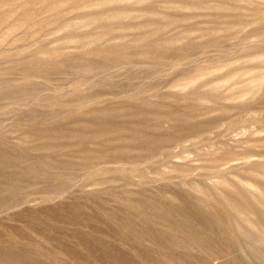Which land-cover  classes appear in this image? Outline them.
Here are the masks:
<instances>
[{
	"label": "rangeland",
	"instance_id": "obj_1",
	"mask_svg": "<svg viewBox=\"0 0 264 264\" xmlns=\"http://www.w3.org/2000/svg\"><path fill=\"white\" fill-rule=\"evenodd\" d=\"M0 264H264V0H0Z\"/></svg>",
	"mask_w": 264,
	"mask_h": 264
}]
</instances>
